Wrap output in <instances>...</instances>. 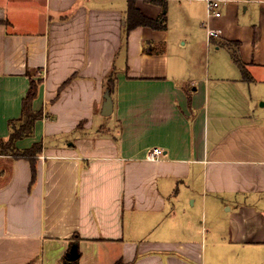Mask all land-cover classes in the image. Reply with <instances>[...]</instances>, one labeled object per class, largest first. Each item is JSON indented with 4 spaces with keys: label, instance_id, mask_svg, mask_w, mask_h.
I'll return each mask as SVG.
<instances>
[{
    "label": "crops",
    "instance_id": "crops-1",
    "mask_svg": "<svg viewBox=\"0 0 264 264\" xmlns=\"http://www.w3.org/2000/svg\"><path fill=\"white\" fill-rule=\"evenodd\" d=\"M172 2L0 0V142L30 78L43 111L34 180L0 155V264H264V0L206 9L204 45Z\"/></svg>",
    "mask_w": 264,
    "mask_h": 264
},
{
    "label": "trees",
    "instance_id": "trees-1",
    "mask_svg": "<svg viewBox=\"0 0 264 264\" xmlns=\"http://www.w3.org/2000/svg\"><path fill=\"white\" fill-rule=\"evenodd\" d=\"M129 10H131V17L133 16L134 12L139 15V12L134 8L132 3L129 6ZM136 21L138 22V20ZM158 22V20H155L153 26L159 27L161 24H159ZM134 25L135 24L131 19V24L128 25V29H130ZM234 57L235 60L238 61L237 57ZM240 66L243 65L240 64ZM66 82L67 81H65L64 83ZM39 83V79L30 78L28 89L22 100L21 114L19 117L9 120V134L6 139L0 142V155H11L13 158H25L30 162L32 173L31 181L34 180L35 177V160L37 155L41 152L42 143L35 142L30 147L20 149L16 146V141L18 139L31 135L33 132L35 121L43 116V111L41 109L35 110L33 108V100L37 95ZM113 86L114 78L110 77L108 78L106 83V89L109 91V93L112 91ZM63 263L77 264L76 261H69L66 258H63ZM114 264H121V262L117 261Z\"/></svg>",
    "mask_w": 264,
    "mask_h": 264
},
{
    "label": "rangeland",
    "instance_id": "rangeland-1",
    "mask_svg": "<svg viewBox=\"0 0 264 264\" xmlns=\"http://www.w3.org/2000/svg\"><path fill=\"white\" fill-rule=\"evenodd\" d=\"M163 10L165 11L166 8V2L163 1ZM174 4V6L172 5ZM172 4L169 6V14H171V12H174V27L180 28L182 26H186L189 27L185 21H190L189 24L193 23L195 24L192 29V35L195 37V42H197L198 44H203L204 45V32H203V28H202V21L206 18V7H205V2L201 1V0H174V2H172ZM170 9L172 10L170 12ZM220 9L223 10V5L220 6ZM181 11V12H180ZM183 11V13H182ZM184 15H187L186 19H184ZM189 19V20H188ZM196 24H197V28H199V32L196 28ZM177 31L173 32L171 34H169V39L170 42H174V48L176 49L177 46L182 45L181 44V37L178 36ZM201 34L198 38V35ZM188 41H190V38L187 37ZM200 48V46H199Z\"/></svg>",
    "mask_w": 264,
    "mask_h": 264
},
{
    "label": "built area",
    "instance_id": "built-area-1",
    "mask_svg": "<svg viewBox=\"0 0 264 264\" xmlns=\"http://www.w3.org/2000/svg\"><path fill=\"white\" fill-rule=\"evenodd\" d=\"M205 1H206V9L208 15H212L216 17L220 16L221 14L220 6L222 0H205ZM207 34L209 36H216L217 32L214 29L208 28ZM163 153H164L163 149L159 147H153L149 150L147 158L150 160H158L163 156Z\"/></svg>",
    "mask_w": 264,
    "mask_h": 264
},
{
    "label": "water",
    "instance_id": "water-1",
    "mask_svg": "<svg viewBox=\"0 0 264 264\" xmlns=\"http://www.w3.org/2000/svg\"><path fill=\"white\" fill-rule=\"evenodd\" d=\"M111 111H112V99L111 96L109 95V91L106 90L104 94V101L101 112L103 115H108L111 113ZM65 257L68 260H75L78 257L76 243H73L71 245L70 249L66 252Z\"/></svg>",
    "mask_w": 264,
    "mask_h": 264
}]
</instances>
